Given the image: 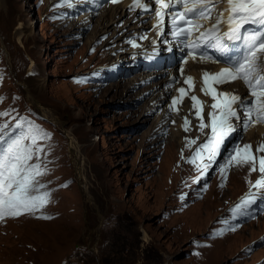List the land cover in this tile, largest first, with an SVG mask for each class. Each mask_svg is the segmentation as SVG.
<instances>
[{"label": "rangeland", "instance_id": "1", "mask_svg": "<svg viewBox=\"0 0 264 264\" xmlns=\"http://www.w3.org/2000/svg\"><path fill=\"white\" fill-rule=\"evenodd\" d=\"M96 1L0 0V113H8L0 123L31 122L49 134L39 141L47 169L39 179L50 193L34 213L0 220V264H264V191L253 214L251 204L231 210L259 172L245 164L222 176L220 165L233 150L228 143L197 181L199 172L187 162L196 145L186 146L185 138L201 143L199 120L186 132L169 107L184 88L180 118L189 119L195 95L206 122L212 99L201 91V70L214 66L188 57L179 69L149 73L156 75L150 81L136 67L114 79L113 71L124 69V52L144 42L139 32L149 31V40L155 25L147 16L135 21L126 10L130 1L110 0L98 5L83 34L73 33V23H83ZM115 10L124 15L114 19ZM170 75L178 81L171 84ZM220 88L246 94L240 81ZM253 125L240 126L233 142L264 155L256 153L264 125Z\"/></svg>", "mask_w": 264, "mask_h": 264}, {"label": "snow or ice", "instance_id": "2", "mask_svg": "<svg viewBox=\"0 0 264 264\" xmlns=\"http://www.w3.org/2000/svg\"><path fill=\"white\" fill-rule=\"evenodd\" d=\"M117 2V0H113ZM157 5L155 16L157 28H161L164 17L167 15L171 20V34L173 38L184 44L188 50L187 55L197 59V51L202 45L214 48L222 54L228 48L227 41H241L242 55H225L224 62L227 67L218 72L202 73L203 86L201 91L210 95L214 101L207 113L208 122L204 120L203 102L195 95L190 99L193 101L192 110L199 120V131L204 135L201 143L197 144L200 137L191 139L186 137V146L196 145L187 162L193 164L199 172L197 181L205 175L207 170L220 154L225 140L236 131L232 120H240L243 113L244 127L251 126L257 122H264V0H223L226 7L223 11L216 13L215 21L210 28L200 31L203 25L199 20H207L216 11V4L221 0H152ZM180 6L182 10L177 9ZM143 11H150L149 3L141 0H133V6ZM246 25L257 26L252 31L245 29ZM226 26V30H222ZM199 32V36L193 39V34ZM135 46V45H134ZM201 60L210 59L207 55H200ZM183 74V69H181ZM191 76L186 77L185 83L193 81ZM241 80L249 90L247 99L241 98L232 92H217L214 85H222ZM191 84H189V90ZM180 93L179 99L172 98L169 107L178 111L176 105L182 103L184 88L177 89ZM237 106L241 111H237ZM8 113H0L7 116ZM17 120L10 125L7 121L0 123V220L5 217H17L24 213H34L48 203L50 193L46 185L40 182V177L47 172L42 167V154L45 145L39 143L47 140L49 134L40 129L39 126ZM190 120L184 117L182 127L190 131ZM210 129V132H205ZM252 145L245 144L243 149L236 145L228 158L220 165L222 176L226 178V170L230 166L249 165L250 172L258 171L259 177L249 181L257 189L264 188V155H254ZM256 153H264V143L256 146ZM223 186V185H221ZM255 202V197L248 193L241 198L231 210L237 213L242 206ZM242 214V213H241ZM48 219L50 217L43 216Z\"/></svg>", "mask_w": 264, "mask_h": 264}, {"label": "bare ground", "instance_id": "3", "mask_svg": "<svg viewBox=\"0 0 264 264\" xmlns=\"http://www.w3.org/2000/svg\"><path fill=\"white\" fill-rule=\"evenodd\" d=\"M128 1H131V0H128ZM128 4H129V2H128ZM118 11V10H117ZM117 11L115 10L113 13H111V15H113L114 16V19L115 18H119V15L121 14V13H123V15H124V12L122 11V12H120V13H117ZM94 14H96L95 13V10H93V11H91V13L89 12V14H88V16H84L82 19V21H83V23H81V24H78V21H77V26L73 23V26H72V28H73V33H80V34H83V29H84V27L86 26V21H87V19L89 18V17H93V15ZM97 15V14H96ZM122 15V14H121ZM126 15V14H125ZM109 16H110V14H109ZM103 18V22L105 21V19H104V14H103V16H102ZM144 18V17H143ZM91 19H88V21L87 22H89ZM106 21H109V19L108 20H106ZM118 22H119V20H118ZM210 22L211 21H207V25L208 24H210ZM90 23V22H89ZM115 23H116V21H114V20H111L110 22H108L107 24H108V26H109V28H111L112 27V30H116V26H115ZM106 24V23H105ZM89 25V24H88ZM106 26V25H105ZM150 26V25H149ZM104 27V26H103ZM119 27V26H118ZM141 28H148V26H144V25H141ZM154 33H153V35L152 36H150V38H149V40L147 39V41L146 42H151L155 37H156V30H157V28L154 26ZM109 30V29H108ZM25 31V30H24ZM104 31V30H103ZM127 31V30H126ZM146 31V30H145ZM25 32H23V30L20 32V34H24ZM106 33V32H105ZM141 33V37H143L144 38V35H146V37L148 36V33H145L144 31H141L140 32ZM117 35V34H116ZM120 36V35H119ZM97 37V36H96ZM99 37V36H98ZM97 37V38H98ZM123 37V36H122ZM95 38V37H94ZM94 38H93V40H94ZM96 38V39H97ZM118 38V37H117ZM122 39V38H121ZM92 40V39H91ZM92 40V41H93ZM108 42H110V41H108ZM123 42H126V44L128 45V43H129V41H127V40H123ZM146 42H144V43H146ZM140 45V44H139ZM141 47V45L138 47V48H140ZM125 50V49H124ZM131 50H136V49H134V48H132ZM130 52V51H129ZM192 59V58H191ZM193 60H197V61H199V62H208L209 64H212L213 66H214V70H208V72H210V71H212V72H210V73H214V72H218V70L222 67L219 63H217V62H212V61H205V60H201L200 58H197V59H193ZM207 63V64H208ZM206 66V65H205ZM204 72V70H201V73H203ZM151 75L153 76V74H146L145 76H143V78L145 77H147V79L148 78H150L151 77ZM185 77V76H184ZM201 83H202V80H201ZM139 84H140V81H139ZM220 87H224V86H226L225 84H222V85H219ZM28 90H30L31 91V89L33 90L34 89V85H30V86H27L26 87ZM243 91V90H242ZM241 92V91H240ZM244 92H241L240 94L243 96L244 94H243ZM177 96V94H176V92H175V94L173 95V97H176ZM33 96H31V98H32ZM155 97V96H154ZM34 99V98H33ZM158 100V99H157ZM185 104H186V102H184ZM40 104V103H39ZM183 105V104H182ZM40 106V105H39ZM190 106V105H189ZM192 106V105H191ZM42 107V106H41ZM176 107L178 108V106L176 105ZM187 108H188V106H187ZM39 109V108H38ZM42 110H43V114L44 115H47V114H49V112L45 109V108H41ZM182 109H184V107L182 108ZM188 111H189V113H190V115H189V120H190V124L191 125H193V127L194 126H197V120H195V115H194V111L191 109V107H189V109H188ZM175 112V113H174ZM173 116H174V118H175V121L176 120H178L177 122L179 123V125H183V123H182V118L184 119V117H182V118H180V114H179V108H178V111H173ZM255 125V124H254ZM253 125V126H254ZM159 134V133H158ZM72 137V139L74 140V138H73V136H71ZM78 154L79 153H77L76 154V157H77V161L78 162H76L75 164L77 165V168H78V174H79V177L81 178V184H84V180H85V176H84V174H83V169H82V166H83V163L84 162H82V160L84 159L83 158V156L80 154L79 156H78ZM85 167V166H84ZM85 190H87L86 188H85ZM88 191V190H87ZM89 192V191H88Z\"/></svg>", "mask_w": 264, "mask_h": 264}]
</instances>
